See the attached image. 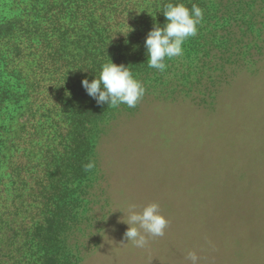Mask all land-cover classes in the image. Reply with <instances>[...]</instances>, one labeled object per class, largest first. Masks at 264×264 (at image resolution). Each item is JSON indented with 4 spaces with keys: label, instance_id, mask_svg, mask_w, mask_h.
Here are the masks:
<instances>
[{
    "label": "rangeland",
    "instance_id": "obj_1",
    "mask_svg": "<svg viewBox=\"0 0 264 264\" xmlns=\"http://www.w3.org/2000/svg\"><path fill=\"white\" fill-rule=\"evenodd\" d=\"M149 1L112 6L132 24ZM186 2L203 10L197 35L185 41L182 56L165 59L164 72L134 77L146 90L135 108L106 111L89 135L95 146L83 161L95 163L91 171L76 177L78 157L62 146L46 167L53 139L59 143L66 131L61 126L54 135L46 118L42 136L32 135L25 150H8L0 177L22 166L24 174L11 183L15 201L0 196L4 245L12 247L13 229L37 222L41 186L66 192L74 220L63 245L78 264H190L188 251L198 264H264V0ZM66 40L65 56L78 55L77 34ZM43 113L20 123L36 124ZM153 201L169 225L163 237L137 248L124 238L122 211Z\"/></svg>",
    "mask_w": 264,
    "mask_h": 264
},
{
    "label": "trees",
    "instance_id": "obj_2",
    "mask_svg": "<svg viewBox=\"0 0 264 264\" xmlns=\"http://www.w3.org/2000/svg\"><path fill=\"white\" fill-rule=\"evenodd\" d=\"M97 1L0 0V163L10 159L9 149L25 150L23 143L30 142L32 135L42 136L47 122L54 125V135L61 126L66 131H61L59 143L53 139L46 167L57 162L62 146L64 153L69 149L67 153L78 157L71 168L80 178L85 173L83 159L95 146L89 135L111 108L97 104L82 80L98 77L101 66L110 59L127 66L134 77L152 69L147 63V34L156 24L164 26L163 10L168 3H182L150 0L145 8L148 12L133 16L130 24L118 11V4L112 6L117 0ZM185 5L189 8L191 4ZM70 33L77 34L74 42L79 47V54L71 57L64 54ZM42 89L49 92L50 101L39 97L46 93ZM40 110L44 111L40 120L32 123ZM28 113L33 114L31 121L20 123ZM44 118L47 121H41ZM22 167L0 177V196L15 201L17 192L11 183L24 174ZM20 182L28 185L27 180ZM64 194L59 188L38 186L37 196L44 197L38 220L22 231L13 229L12 247L0 241V264H78L63 245V234L74 220Z\"/></svg>",
    "mask_w": 264,
    "mask_h": 264
},
{
    "label": "clouds",
    "instance_id": "obj_3",
    "mask_svg": "<svg viewBox=\"0 0 264 264\" xmlns=\"http://www.w3.org/2000/svg\"><path fill=\"white\" fill-rule=\"evenodd\" d=\"M163 14L166 19L164 26L161 28L156 24L145 39L148 67L160 72L167 68L166 58L183 55L185 41L197 35L198 25L203 19V10L197 4H192L189 9L184 3L170 2L164 7ZM82 86L97 104H107L112 108L122 104L135 108L146 91L127 66L116 64L111 59L101 66L98 77L91 81L83 79ZM83 167L85 172H89L95 163L89 162ZM122 212L127 215V219L122 221L128 225L124 238L135 247L144 248L150 239L165 235L169 220L160 211L158 202L148 203L139 211L135 205H130L127 213ZM186 259L190 264H198L199 257L195 251H188Z\"/></svg>",
    "mask_w": 264,
    "mask_h": 264
}]
</instances>
